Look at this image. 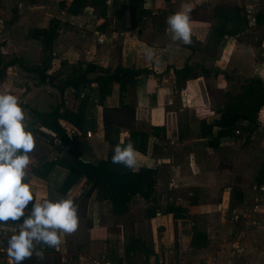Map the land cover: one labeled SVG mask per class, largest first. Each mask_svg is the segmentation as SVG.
Returning a JSON list of instances; mask_svg holds the SVG:
<instances>
[{
  "label": "crops",
  "instance_id": "1",
  "mask_svg": "<svg viewBox=\"0 0 264 264\" xmlns=\"http://www.w3.org/2000/svg\"><path fill=\"white\" fill-rule=\"evenodd\" d=\"M59 1L0 0V52L6 58H23L29 65L49 64V72L60 75L57 70L62 62H80L84 68L88 64H95L101 67L122 65L150 70V73L140 74L135 83L124 91H121L119 83H113L112 93L104 103L98 97L96 83H92L91 90L84 92L83 97L81 93L75 94L71 87L61 93L48 83L44 86H48L49 94H60L64 98V106L66 104L75 112H83L85 121L81 135L71 123L64 120L61 123L75 136L81 158L86 162L98 163L114 153L116 145L105 138V107L129 106L135 109L133 129L150 135L146 152L136 150V167L158 168L157 196L160 206L166 208L165 212L158 210L156 216L150 217L158 244L161 246L164 243L166 247L165 250L157 248L160 263L170 262L168 258L174 250L176 225L186 228L182 236L184 247H187L190 238L187 227L194 224L199 226L198 223H201V228L207 232L208 243L195 251L200 264H264V185H253V188L260 187L262 190L253 191L248 184V172L243 175V179L239 176L237 182H240L244 193L235 205L231 191L236 174L234 167L227 164L232 160L224 159V163L219 162V166L215 163L219 159L218 151L228 148V144L223 142L226 139L221 140L220 148L216 150L209 145V139L202 136V121L217 117L218 110L224 105L219 103L215 93L216 85L225 87L227 81L221 74L200 75L197 78L180 79L178 82L175 74V69L188 64L198 68L216 67L236 72L242 77L259 78L264 82V39L261 44L257 40L259 31L264 30V24L256 23V15L264 14V0L262 4L258 0L254 23L248 15L250 27L236 36L220 32L219 19L214 14L215 7L237 5L242 9L243 3H246L249 10L252 0H142V6L136 7L133 16L129 0H108L106 17L100 14L99 9L95 10L91 6L77 15L68 13L60 7ZM228 1L230 2L227 3ZM189 6L193 9L190 14L193 43L185 45L182 41L171 39L166 20L169 15ZM141 9L146 13H140ZM53 18L60 20L59 31L52 47L45 48L43 40L33 37L32 31L48 28ZM249 32H256V37L253 35L255 38L252 40L254 45L237 38ZM46 49L50 53L47 54L49 60L42 62ZM147 50H152L153 58L146 56ZM17 66L20 67H10L7 74L15 71L21 77L22 68ZM51 66L54 67L53 72ZM95 75L96 73H91L89 77ZM86 95L87 99L83 100ZM18 99L20 101L21 96ZM33 99L32 95H28L25 103L31 105ZM259 114L261 118H258L257 126L264 127V107ZM250 124L247 121L243 123L244 126ZM154 126L161 127L160 135L152 134ZM119 130L117 137L123 143L129 139L132 128L119 126ZM88 132L92 135L88 136ZM56 140L61 145L57 142L58 152L53 158L60 156L74 161L69 147L58 138ZM203 153L207 157L210 155L208 160L202 158ZM192 156L196 157L193 168L190 161ZM210 160L215 165L207 168L206 161ZM69 172V169L55 165L48 173L43 196L54 198ZM258 174L259 170L256 177ZM206 176L210 177V181ZM224 179L232 181V185H223L221 182ZM193 182L202 185L199 188L202 192L206 188L210 189L211 196L201 194L194 199L197 208L193 216L196 222L189 216L175 220L174 207L179 205L175 194L188 189L187 186ZM86 185L87 179L83 178L65 195L73 199L81 194ZM34 190L37 192L42 189L40 187ZM39 199L42 198L36 201L43 200ZM136 199L140 202L144 200L135 196L131 206ZM144 203L145 200L142 204ZM86 214L84 217L78 216L79 224L75 233L63 236L56 255L54 250L51 251L52 248L41 246L44 254L42 261H47L48 264H115L117 252L120 254L123 251L121 244L124 243V221H118V231L117 228L110 229L103 216L114 215L112 202L97 200L96 194L89 200ZM241 215L245 216L244 224L238 229L234 219L241 218ZM122 216L124 215H117L120 218ZM13 224H5L6 235H0V264H10L6 250L8 238L17 230ZM157 227L164 228L163 235L156 231ZM60 254L62 263H57L54 259ZM155 261L156 257H153L148 264H155ZM23 264L41 263L32 257Z\"/></svg>",
  "mask_w": 264,
  "mask_h": 264
},
{
  "label": "trees",
  "instance_id": "2",
  "mask_svg": "<svg viewBox=\"0 0 264 264\" xmlns=\"http://www.w3.org/2000/svg\"><path fill=\"white\" fill-rule=\"evenodd\" d=\"M131 14L135 15L137 6H142V0H129ZM60 7L71 14H78L86 7L99 9L100 14L107 16L108 0H60ZM139 6V7H140ZM140 13H146L139 10ZM214 14L219 19L220 32L222 34L238 35L250 27L249 17L242 13L240 6L223 5L215 7ZM256 23L264 24V14L256 15ZM226 25L229 27L226 28ZM60 20L53 18L48 28L34 29L33 37L43 40L45 48H51L58 34ZM264 39V30L259 31L258 43ZM19 65L25 72L37 75L39 82L50 84L64 93L67 88H72L75 94L84 93L91 90L92 83L98 84V97L102 103L107 96L112 93L113 83H119L121 91L133 85L136 78L142 73H150L148 69H137L135 67H125L118 65L116 67H101L95 64H88L86 68L81 65H73V73L63 79L59 73H50L49 64L29 65L23 58H6L0 52V78L7 76L10 67ZM152 72V71H151ZM96 73L94 77L89 74ZM177 81L180 79L197 78L200 75H223L227 81L226 103L218 110V116L210 120H203L201 124L202 136L209 139L208 143L214 149H219L221 140L225 137L234 135L237 130L242 128L244 122L257 124L260 111L264 107V82L259 78L242 77L236 72H229L220 68L211 69L202 67H192L185 65L183 68L175 69ZM41 111V110H40ZM37 111L41 116L42 123L47 128L55 132L56 137L69 147V152L74 155V161L65 157L58 156L45 163L46 171L34 169L37 176L45 178L47 172L55 165H61L69 169V175L62 185L60 192L67 194L68 191L83 178L87 179V185L80 195L73 198L78 205V216H86L89 200L96 194L97 200H110L113 206V213L121 215L130 211L131 202L135 196L142 197L149 203L148 213L150 217L156 216L160 210V199L157 196V182L159 170L156 167L138 166L135 169L125 168L120 164H113L110 153L107 159L98 163L86 162L81 158L76 145V138L68 128L64 127L61 120L71 123L77 130L84 129V114L81 111L75 112L71 108L64 111L60 106L54 105L49 111ZM135 119V109L129 106L105 107L104 123L105 138L112 144H126L129 140L134 144L135 150L146 152L147 141L150 137L148 133L133 129ZM116 125H113V124ZM119 126L132 128L129 139L123 143L119 141ZM161 127L154 126L152 134L160 135ZM116 134V136H115ZM115 136V137H114ZM258 185H264V164L256 177ZM238 199L243 197L241 190H236ZM196 202L192 201L187 208L177 206L173 218L175 220L187 217V214H194L196 211ZM203 236V245L208 241V235L205 232H198L195 238ZM129 243L125 248V255L129 256L139 252V243H143L136 236H131ZM193 245L200 247L197 242ZM202 246V247H204ZM33 258L41 264H48L47 261L39 260L35 255Z\"/></svg>",
  "mask_w": 264,
  "mask_h": 264
},
{
  "label": "rangeland",
  "instance_id": "3",
  "mask_svg": "<svg viewBox=\"0 0 264 264\" xmlns=\"http://www.w3.org/2000/svg\"><path fill=\"white\" fill-rule=\"evenodd\" d=\"M229 2L230 1H228L227 3ZM258 2H259L258 0H252L251 2L252 7H250L249 10L246 7L247 4L243 3L244 5V8H242L243 13L251 17L252 23H254V13L256 12L257 10L256 8L259 5ZM260 3L262 4L263 0H261ZM253 35L256 37V32L254 33L249 32L247 34H241L237 38L239 40H242V41H245L247 43L254 45L252 40L255 37H253ZM0 46H1V43H0ZM48 53L49 51L47 49L44 50L42 62H47L49 60L50 53L49 55H47ZM7 55L10 56V54H7ZM73 65L74 64H68L65 62L61 63V66L59 67L57 71L61 73V76L63 79L64 78L66 79L68 75L73 73ZM77 65H83V64L79 62ZM17 68L21 69L18 66ZM21 70H22L21 77H19L18 74L15 73V71H13L11 73H8L5 78H0V93L2 92L10 93L17 97L21 96L20 103L23 108L27 109V118H28L29 126L31 130L33 131L34 138L36 141L34 150L31 153H29L30 160H31V163L29 165V172L32 174V176H30V180H31L33 188L40 189L41 187L42 189L37 192L34 190V193H33L34 200L36 201V199L40 197L42 199L45 198L43 196L42 191L44 188V184L46 183L48 173L53 167L47 172V176L45 178L37 176L36 173H34V169L38 168V170L40 171L44 170L45 172L46 171L45 163L48 162V160L56 156L58 152L57 145L60 144V142L56 140L57 137H56L55 132L43 125L41 116L38 114L37 111H40V110L49 111L52 109V106L54 105L60 106V109L64 111L67 108V106L66 104L65 106L63 105V103H65L64 98H62L60 94H58L57 96H54V94L51 95L48 93V89H47L48 86L46 85L44 86V84L39 83V79L37 75L27 73L23 71V69ZM51 71L52 72L54 71V67L51 68ZM226 85L227 83L225 84V87L217 84L216 85L217 89L215 88L216 90L215 93L218 96V100L220 104L222 103L225 104L227 100V97H226L227 96L226 95L227 86ZM28 95H32L33 98H35L33 99L31 105H29L28 103H25L26 96ZM85 99H87V95H86V98H84L83 100ZM258 118H261L260 114ZM262 120L264 122V115L262 116ZM250 123L251 124L247 126H244L242 124L241 126L242 128H240L239 134L235 133L234 135L223 138V139H226V140H223V142L225 144H228L226 145V147L228 148H224L218 151L217 155L219 154L218 155L219 159L217 162L215 161V163H217V165L219 166L220 165L219 162L224 163V159L230 158L232 160V162H228L227 164L232 165L234 167V170H235L234 172L236 174L235 182L232 185L231 184L232 181L226 180L227 178L231 176L230 175L229 177L224 179L221 183H224L223 185H226V183L232 185L233 187L231 191L233 193L232 200L235 205H237L240 201V199H238L237 197L236 190L239 189L241 190L242 194L244 193L242 190V187L240 186V182H237L239 180V176L243 179V175H245L248 172V180H249L248 184L250 185L251 189L253 191H257V189L258 191H262L260 187H257V189L253 188V185L257 184L256 179H255L256 172L260 170L264 164V151L262 150L264 149V127L262 125L257 126V124L252 123V122ZM77 131H78V134L81 135L82 130H77ZM61 150H62V147H61ZM70 155L72 156V158H74L73 154L70 153ZM208 157H210V155ZM208 157L206 153L202 154V158L204 160H208L209 159ZM195 158L196 157L192 156L190 159V161L192 162V166H191L192 168L196 165L194 163ZM206 165H207L206 166L207 168H210V167H213L215 164H213L212 161L210 160V162L206 161ZM206 178L208 181H210L209 176H206ZM201 186L202 185H200V183L193 182L192 185L187 186L188 189H185L179 192L180 194L176 193L175 194L176 200H178L177 204H180L181 206L187 208L192 201L196 202V200L194 199L199 198L201 194H204V196L210 197L211 196L210 191H209L210 189L207 190L206 188L205 191L202 192L201 189H199ZM177 197H180V199H177ZM64 198H68V196L65 194H62L59 191L58 193L54 194V198L52 199L59 200V199H64ZM42 199H39V200H42ZM142 202H144V200H142ZM142 202L136 199L134 201V205L130 207V211L127 213H124L123 214L124 216H122L121 218L117 217V215L115 216V214L110 215L108 217L103 216V219L106 221V224L108 225L110 229H116L119 220H123L124 221L123 223L125 224L124 243L121 244L123 251L120 254H118L117 252V255L114 257L115 264H148L150 260L153 259V257H156L155 264H161L159 252L157 251V248H159L160 250H162L163 248L165 250L166 247L164 243H162L161 246L158 244V239L156 238V235L154 234L155 228L150 220V216L148 213L149 203L145 201V203L142 204ZM30 207L31 205H29V208ZM176 208L177 207H174V212ZM165 210H166L165 206L164 207L161 206L160 211L165 212ZM248 214L250 213L248 212ZM193 215L194 214H187V217L189 216L193 222L194 220L196 222V218ZM185 218H181V219H185ZM243 218H245V216L241 215V218L234 219L236 221V224H238V229H241L242 225L244 224ZM198 224L199 226H197V224H194V225H191V227L190 226L187 227V230L188 229L190 230L189 231L190 238H189L187 247H184V243H183L184 237L182 236L183 232L186 231V228L185 227L179 228V226L176 225V228H175L176 238H174V250L173 252L169 254L168 259L170 262L168 264H200V258L197 257L195 251L201 249L202 246H204L203 236H198L197 238H195V234L198 232H205V233L207 232L201 228L203 224L201 223H198ZM13 226H16V229L18 230L19 222L14 223ZM196 226L199 228H197ZM163 229H161L160 227L159 228L157 227L156 231L159 234L161 233L163 235V231H164ZM117 231H118V228H117ZM131 236H136L143 243H139V248H140L139 252H135L129 256H126L125 248H126V245L129 243L130 239L132 238ZM194 239L197 242V244L200 245V247H196L193 245ZM121 241H122V238H121ZM235 241L236 240H234V243H237ZM190 248H192L191 251H190ZM53 250L55 252L54 255H56L57 250L51 249V251ZM60 256L58 255V257L55 258L54 261L57 263L59 262L62 263L61 262L62 255L60 254ZM248 256L251 257V253L248 252Z\"/></svg>",
  "mask_w": 264,
  "mask_h": 264
},
{
  "label": "clouds",
  "instance_id": "4",
  "mask_svg": "<svg viewBox=\"0 0 264 264\" xmlns=\"http://www.w3.org/2000/svg\"><path fill=\"white\" fill-rule=\"evenodd\" d=\"M192 10L189 6L167 17L172 40L185 45L193 43ZM146 56L151 59L154 53L147 50ZM35 144L27 109L22 107L17 96L0 93V235H6L5 224L19 222L18 230L7 240L6 254L10 264H23L34 255L43 260L41 246L59 251L63 236L78 229V205L73 199L34 200L29 153ZM111 162L135 169L136 150L131 140L115 146Z\"/></svg>",
  "mask_w": 264,
  "mask_h": 264
},
{
  "label": "built area",
  "instance_id": "5",
  "mask_svg": "<svg viewBox=\"0 0 264 264\" xmlns=\"http://www.w3.org/2000/svg\"><path fill=\"white\" fill-rule=\"evenodd\" d=\"M81 95H82V97L84 96V93H81ZM240 133V130H237L236 131V134H239ZM92 135V133L91 132H88V136H91ZM158 214H160V213H158Z\"/></svg>",
  "mask_w": 264,
  "mask_h": 264
}]
</instances>
